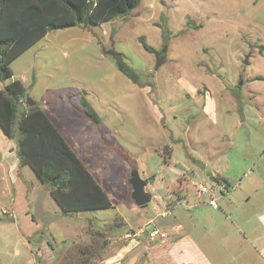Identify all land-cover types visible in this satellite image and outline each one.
Segmentation results:
<instances>
[{"label": "rangeland", "instance_id": "1", "mask_svg": "<svg viewBox=\"0 0 264 264\" xmlns=\"http://www.w3.org/2000/svg\"><path fill=\"white\" fill-rule=\"evenodd\" d=\"M140 38L154 53L143 50ZM112 54L138 75L136 83ZM10 68L11 80L23 85L112 208L63 214L28 166L14 169L12 153L8 174L0 165V264H96L115 253V245L101 252L103 234H133L167 210L165 187L179 190L175 170L194 171L196 188L210 185L212 172L227 174L235 153L249 160L236 169L240 175L264 166V148L254 153L264 133V117L254 113L264 110V0H141L111 22L48 32ZM248 88L256 92L251 101ZM84 98L100 126L83 115ZM208 101L213 108L204 115ZM250 108L244 124L250 143L244 146L242 127L236 137L242 143L233 149L235 124ZM134 170L151 195L142 207L131 197ZM156 176L165 177L154 184Z\"/></svg>", "mask_w": 264, "mask_h": 264}, {"label": "trees", "instance_id": "2", "mask_svg": "<svg viewBox=\"0 0 264 264\" xmlns=\"http://www.w3.org/2000/svg\"><path fill=\"white\" fill-rule=\"evenodd\" d=\"M141 0H0V130L16 145L19 167L28 166L65 215L100 211L112 204L37 104H25L26 89L11 80V63L48 32L81 24L97 26L128 15ZM143 50H154L140 38ZM83 115L95 126L101 120L81 101ZM131 175H135V170ZM229 186L226 180L213 178Z\"/></svg>", "mask_w": 264, "mask_h": 264}, {"label": "crops", "instance_id": "3", "mask_svg": "<svg viewBox=\"0 0 264 264\" xmlns=\"http://www.w3.org/2000/svg\"><path fill=\"white\" fill-rule=\"evenodd\" d=\"M8 82L0 83V90ZM247 91L246 96L251 101L256 92L253 88H248ZM211 102L205 103L202 110L204 115L212 110ZM246 111L252 113L254 108L244 110L242 114L245 118L235 124L233 141H229L231 148L239 146L236 137L247 122ZM254 113L264 117V110L257 109ZM262 123L264 125V121ZM244 132L247 139L243 144L246 147L252 135L247 127H244ZM260 135L263 143L261 142L259 149L254 152L256 154L264 148V133ZM12 141L0 130V165H3V171L7 170L6 174L11 171V166L6 169L8 163H11V154H16V147ZM219 146L222 147L221 144ZM260 158L264 156L260 155ZM232 161L229 162L230 170L227 174L221 172L208 174L211 183L215 182L213 178L219 177L226 180L229 186L238 184L234 190L220 199L218 209L210 208L205 202L206 198L197 195L191 176H194V171L188 174V169L175 170L174 183L179 187L177 191L179 194L177 192L174 194L173 190L176 188L166 186L164 210L169 211H163L159 218H151L144 223L146 225L152 221L153 227L162 234V237L130 241L123 237L112 239L113 237L103 234L101 252H105L104 245L109 247L115 245V253L101 257L96 264H264V166L259 171H251L248 174L244 172L240 175L236 169L240 168V164L242 167L247 166L249 160H244L235 153ZM14 166L15 170L21 168L18 159ZM182 176H186L190 182L179 183L178 178ZM164 177L156 176L154 184ZM4 190L6 187L2 188L1 192ZM183 202L188 204V208L180 204ZM164 212L166 213L162 216ZM122 239L125 241L124 244Z\"/></svg>", "mask_w": 264, "mask_h": 264}, {"label": "water", "instance_id": "4", "mask_svg": "<svg viewBox=\"0 0 264 264\" xmlns=\"http://www.w3.org/2000/svg\"><path fill=\"white\" fill-rule=\"evenodd\" d=\"M86 25L85 23L83 24ZM92 36L97 38V36L91 31V29H87ZM98 39V38H97ZM113 58L116 61L118 68L120 69L121 73L125 75L127 78L131 80L132 83H136L138 80V75L133 72L123 61L122 57L118 54H112ZM165 55H160L155 62L154 70L156 71L160 64L162 63ZM247 59H245L244 63L247 64ZM25 104L28 107L35 106V102L31 101L27 97H25ZM131 187H132V200L134 201L137 207H142L148 204L151 200V195L145 191V183L137 176L132 175L130 179Z\"/></svg>", "mask_w": 264, "mask_h": 264}, {"label": "built area", "instance_id": "5", "mask_svg": "<svg viewBox=\"0 0 264 264\" xmlns=\"http://www.w3.org/2000/svg\"><path fill=\"white\" fill-rule=\"evenodd\" d=\"M248 173L249 171L247 172V174ZM236 187H237V184L233 186H226L225 184L217 183V182H213L210 185L199 183V184H196L195 190L199 197L204 196L206 198L205 202L210 208L218 209L219 208L218 202L220 201V199L223 196L227 195L231 190H234ZM168 211L169 210H167L166 212ZM166 212H164L162 216ZM145 233L148 235V237L151 240H154L158 236L162 237V234H160L158 230L153 227L152 221H150L145 226H143V228L138 229L137 232L133 234L127 233L124 235L123 238L125 239H130L131 237L135 238Z\"/></svg>", "mask_w": 264, "mask_h": 264}]
</instances>
